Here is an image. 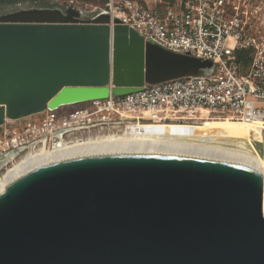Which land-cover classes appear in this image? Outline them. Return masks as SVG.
I'll use <instances>...</instances> for the list:
<instances>
[{
    "label": "water",
    "instance_id": "water-1",
    "mask_svg": "<svg viewBox=\"0 0 264 264\" xmlns=\"http://www.w3.org/2000/svg\"><path fill=\"white\" fill-rule=\"evenodd\" d=\"M54 11L77 16L35 6L0 15V127L213 68L111 26L106 12L99 25L3 19ZM0 264H264V172L242 157L162 146L44 159L0 192Z\"/></svg>",
    "mask_w": 264,
    "mask_h": 264
},
{
    "label": "built area",
    "instance_id": "built-area-1",
    "mask_svg": "<svg viewBox=\"0 0 264 264\" xmlns=\"http://www.w3.org/2000/svg\"><path fill=\"white\" fill-rule=\"evenodd\" d=\"M93 9L96 16L106 12L111 26L117 19L145 42L210 60L213 68L204 75L144 83L123 96L85 101L67 113H58L65 106L46 109L26 124L17 120L21 127L2 129L0 157L49 147L58 140L53 133L62 129L67 138L104 127L130 137L158 136L170 127L234 121L259 125L264 135V34L255 25L264 22L262 1L107 0Z\"/></svg>",
    "mask_w": 264,
    "mask_h": 264
},
{
    "label": "bare ground",
    "instance_id": "bare-ground-1",
    "mask_svg": "<svg viewBox=\"0 0 264 264\" xmlns=\"http://www.w3.org/2000/svg\"><path fill=\"white\" fill-rule=\"evenodd\" d=\"M33 14V15H30ZM53 16H46L43 12H20V13H13L3 19L11 18V19H30L31 17L37 20L42 19H59L67 22H78L75 18V14L69 12L67 15L63 16L59 12L54 11L52 12ZM100 18L89 21H83L84 24H92V25H99L102 24ZM146 46L144 45L143 54L145 55ZM180 59H174L173 66L180 63ZM145 70V69H144ZM30 117V116H29ZM18 120V119H17ZM17 120H8V121H17ZM7 121V122H8ZM8 122V123H12ZM187 127V126H185ZM189 127V126H188ZM191 127H204V128H220V129H236L242 131H249L251 134L264 136L261 133V127L254 126L253 128L234 121H212L207 122L203 126H191ZM202 132L205 130H194L192 128L188 130H176L173 128H168L166 133L163 135H148V134H140V136H134L131 138L126 139H112V140H101V141H81L76 143H71L66 145L62 148L57 149H50L46 148L45 145L40 147L29 149L24 155L20 156L17 160L12 161L11 164L0 173V192L24 169H26L29 165L34 164L36 162L42 161L47 158L56 157L60 155L70 154L74 152H79L88 149H98V148H108V147H119V146H130V145H137V146H162V147H178V148H185V149H192V150H200V151H207V152H214V153H221V154H228L237 157H242L245 159H249L254 163L261 166V171L264 169V152L263 156H259L251 149L247 148L244 144L240 142H232L230 140H226L225 138L228 135L212 133L209 137L210 139L206 140H199L187 137V135L180 136L182 132ZM124 136V135H123ZM114 137V136H113ZM105 138V137H104ZM213 138H221L223 140H214ZM99 139V138H98ZM234 140V139H233Z\"/></svg>",
    "mask_w": 264,
    "mask_h": 264
},
{
    "label": "rangeland",
    "instance_id": "rangeland-1",
    "mask_svg": "<svg viewBox=\"0 0 264 264\" xmlns=\"http://www.w3.org/2000/svg\"><path fill=\"white\" fill-rule=\"evenodd\" d=\"M50 2V6L51 8H60V10L62 12H64L67 9L72 10L73 12H75L77 14V16L75 17L76 19H81V20H92L93 18L96 17L95 11H94V7L95 6H101V0H47ZM166 1H171V0H166ZM262 1V3L264 4V0H259ZM21 6L20 4L17 5H3L0 7V15L8 13L12 10L15 9H20ZM254 23V22H253ZM255 25H257V28L260 30L261 34H264V22L263 19H261V21H257L255 22ZM80 104H75V105H69V106H65L62 107L60 109H58V113H62V112H70L73 111L75 108L79 107ZM31 117V118H30ZM27 118H24V120L21 121L22 124H26L28 121L33 120L36 121L38 120L37 116H30ZM8 122H12V121H8ZM21 127V125L19 124V122H12V123H6L4 125H2L0 127V137L2 136V129L3 127L5 128H9V127ZM176 130H188L190 128L194 129V130H205V131H213L215 133H224V132H232V133H238L240 135H248L251 138H253L254 140H257L259 143H261L262 146V154L264 152V136H259V135H255V134H251V132L249 131H242V130H236V129H220V128H204V127H191V126H176V127H170ZM203 132V131H202ZM240 137V136H239ZM244 144L247 148L251 149L252 151H254L256 154H258L259 156H263L262 154H259V144L255 143L254 141H252V145H255V148H251L249 145ZM41 144H38V146ZM253 147V146H252ZM37 148V147H36ZM34 149V148H31ZM26 151V150H25ZM25 151H20L17 152L16 154H12L10 155L8 158H6L5 160H3L0 163V173L3 172V170L5 169V167L9 166L11 164L12 161L17 160L20 156L24 155L23 153H26Z\"/></svg>",
    "mask_w": 264,
    "mask_h": 264
},
{
    "label": "flooded vegetation",
    "instance_id": "flooded-vegetation-1",
    "mask_svg": "<svg viewBox=\"0 0 264 264\" xmlns=\"http://www.w3.org/2000/svg\"><path fill=\"white\" fill-rule=\"evenodd\" d=\"M189 131L190 132H182V134H180V136H182L184 134V136L187 135V137H189V138L206 140V139H210L209 137H211L210 135H212V133H215L213 131H203V132H193L192 130H189ZM218 134L228 135L225 138L226 140H230L232 142L245 143V144L249 145L251 148H255V145H252V141H254L255 143H259L257 140H254L253 138H251L247 134L245 136L240 135L238 133H232V132H224V133H218ZM126 138H131V137L127 136L125 133H123L120 130H111L108 127L89 128V129H86L84 131L79 132L78 135L74 138H67V137L61 136L54 144H52L49 147H46V146L45 147L50 148V149H57V148H62V147L69 145L71 143H76V142H81V141L93 142L96 140L97 141L112 140V139L113 140L114 139H121L122 140V139H126ZM213 139L214 140H223L221 138H213ZM5 159H3V160H5Z\"/></svg>",
    "mask_w": 264,
    "mask_h": 264
},
{
    "label": "trees",
    "instance_id": "trees-1",
    "mask_svg": "<svg viewBox=\"0 0 264 264\" xmlns=\"http://www.w3.org/2000/svg\"><path fill=\"white\" fill-rule=\"evenodd\" d=\"M106 1L107 0H101V3L104 4ZM17 4H20L21 6H23L22 8H28V7H34V6L51 8V6L49 5L50 2L47 0H0V7L3 5L13 6ZM15 10H12V11H15ZM236 54L237 56L240 57V55H242V51H237Z\"/></svg>",
    "mask_w": 264,
    "mask_h": 264
}]
</instances>
